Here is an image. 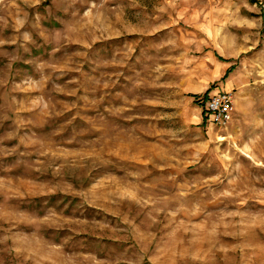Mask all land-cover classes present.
Instances as JSON below:
<instances>
[{"label": "rangeland", "instance_id": "rangeland-1", "mask_svg": "<svg viewBox=\"0 0 264 264\" xmlns=\"http://www.w3.org/2000/svg\"><path fill=\"white\" fill-rule=\"evenodd\" d=\"M0 264H264V0H0Z\"/></svg>", "mask_w": 264, "mask_h": 264}, {"label": "built area", "instance_id": "built-area-1", "mask_svg": "<svg viewBox=\"0 0 264 264\" xmlns=\"http://www.w3.org/2000/svg\"><path fill=\"white\" fill-rule=\"evenodd\" d=\"M209 113V120L219 126L230 122L233 115L234 98L231 91L220 90L199 98Z\"/></svg>", "mask_w": 264, "mask_h": 264}, {"label": "trees", "instance_id": "trees-1", "mask_svg": "<svg viewBox=\"0 0 264 264\" xmlns=\"http://www.w3.org/2000/svg\"><path fill=\"white\" fill-rule=\"evenodd\" d=\"M232 70H233V67L229 68V69L227 70V73H226V74H228V73L231 72ZM198 96L200 97V95H198V94L195 95V102L197 103L198 106L201 107L202 118H203V120H205V121H206V120L209 121V113L207 112L205 106H204L203 104H200V101H199V97H198ZM204 96H206V94H205Z\"/></svg>", "mask_w": 264, "mask_h": 264}, {"label": "bare ground", "instance_id": "bare-ground-1", "mask_svg": "<svg viewBox=\"0 0 264 264\" xmlns=\"http://www.w3.org/2000/svg\"><path fill=\"white\" fill-rule=\"evenodd\" d=\"M228 83H229V85H230V84L232 83V80H230Z\"/></svg>", "mask_w": 264, "mask_h": 264}, {"label": "crops", "instance_id": "crops-1", "mask_svg": "<svg viewBox=\"0 0 264 264\" xmlns=\"http://www.w3.org/2000/svg\"><path fill=\"white\" fill-rule=\"evenodd\" d=\"M227 86H228V84H227Z\"/></svg>", "mask_w": 264, "mask_h": 264}]
</instances>
